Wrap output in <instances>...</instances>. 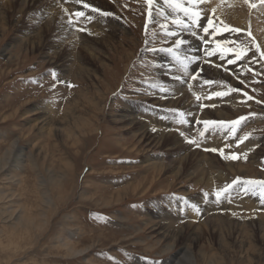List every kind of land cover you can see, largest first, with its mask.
I'll use <instances>...</instances> for the list:
<instances>
[{
	"label": "rangeland",
	"instance_id": "rangeland-1",
	"mask_svg": "<svg viewBox=\"0 0 264 264\" xmlns=\"http://www.w3.org/2000/svg\"><path fill=\"white\" fill-rule=\"evenodd\" d=\"M162 2L52 1L72 31L93 35L85 36L89 43L97 35L83 25L88 15H98L99 21L92 24L100 22V30L111 32L112 41L104 44L100 35L99 44L95 41L105 65L98 64L96 57L88 59L82 48L78 51L94 70L90 77L72 76L76 72L68 62L74 51L63 35L57 37L41 27V45L35 49L21 44L26 30L44 22L43 7L19 10L13 2L3 8L7 18L5 26L0 23V264H163L167 259L183 264L185 244L194 240L192 251L199 264H205L199 250L215 260L224 256L220 264H245L238 257L248 252L245 238L251 229L255 247L248 254L252 264H264V234L253 223L264 216V184L247 183L264 182V44L247 29L231 26L214 14L201 25V13L189 0ZM184 8L191 18L181 14ZM77 11L84 17L75 16ZM107 20L119 23L114 32ZM224 24L240 31L225 32ZM177 40L182 43L177 45ZM56 42L63 45L57 47ZM210 43L225 58L221 68L214 65L212 53L196 56L201 49L208 52L205 46ZM167 94L178 97L173 105L157 99ZM230 96L237 97L233 106L228 105ZM212 98L216 105L206 102ZM209 106L229 111L221 117L214 111L204 117L197 113ZM130 120L133 124H126ZM139 124L151 131L132 136ZM158 128L179 138L186 150L154 144ZM191 149L196 151L191 163L201 156L200 167L211 164L213 171L208 168L210 173L203 174L200 168L196 171L200 177H191L186 175L193 170L189 164L178 177L171 168L154 167ZM227 162L244 167L229 168ZM226 185L232 186L217 198L216 192ZM212 213L233 221L225 220L227 226L216 231L191 226L209 214L214 218ZM179 225L184 239L172 243L171 234Z\"/></svg>",
	"mask_w": 264,
	"mask_h": 264
},
{
	"label": "bare ground",
	"instance_id": "bare-ground-1",
	"mask_svg": "<svg viewBox=\"0 0 264 264\" xmlns=\"http://www.w3.org/2000/svg\"><path fill=\"white\" fill-rule=\"evenodd\" d=\"M52 1L53 0H5L4 1V4H0V23L3 25V26H5L6 24V15H7V11H4L3 10V8H6L7 9V6H9V3H13V2H17L18 3V8H19V10H22V9H24L25 8V6H27V8L29 7V9L31 8V6H35V5H39L40 7H43V9H42V12L40 13V15L42 16V18H45V20H44V22H42V24H40V25H38V27L37 28H34L33 26L31 27L32 28V30H26L25 31V33L23 34V36H22V41H20L21 42V44L22 45H24V44H29L28 46H29V48H37L39 45H41V41H42V37H41V34H40V29H41V27H46V29L53 35L55 32V36H57V37H60V36H62L63 35V37H64V40L63 41H67V43H69L72 47V50L74 51V53H73V55H71L70 56V58H71V60H70V62H68L70 65H69V68L71 67V69L72 70H74L76 73H74V74H72V76L73 77H77V76H82V74H84V76H86L85 74L87 73V76L88 77H90V73L89 72H94V70H91V68H90V62L84 57V56H81L80 54H79V49L80 48H82L85 52H86V56L88 57V59H91V58H98V64H101V65H105L104 64V62H103V60H104V56L101 54V52H102V50L101 49H99V47H97L96 46V44L95 43H97L98 42V40H96L97 38L96 37H98L99 38V35L100 36H102L103 37V41L102 42H104V44H106V41H108V39L109 40H111L112 41V34H111V32H105V30H103L104 31V33H102L103 31L102 30H100V27L98 26V24L100 23H98L97 25H94V24H96V22H98L99 21V17H98V15H96L97 16V18H95V16L94 15H88L87 17H85V18H83V20H82V22L84 21V23L85 24H83V25H85V26H88V27H91L92 29H91V31L93 32V34L95 33V35H97L95 38L93 37V38H90L93 42L92 43H89L88 41H86L84 38H85V36L86 37H88V36H93V35H89V33L88 34H83V35H81L80 34V32H76V31H72L69 27H68V25L65 23V20L63 19V15H62V13H61V11L60 10H58L57 8H55L53 5H52ZM75 1V0H74ZM89 2H91V0H88ZM189 2H190V5L191 6H193V8H195L194 6L196 5V8L195 9H197V10H199L200 11V13H201V22H202V24L201 25H205L206 23V21L209 19V17H208V15L209 14H214L215 16H218V18H220L222 21H224V22H226V23H228L229 25H231V26H234V27H238V28H244V29H247L249 32H250V34H252V37H254L255 38V40H257L260 44H262V46H263V44H264V0H189ZM61 2H59L58 3V5L60 4ZM62 3H63V0H62ZM67 3V2H66ZM69 3V2H68ZM67 3V4H68ZM71 3V2H70ZM84 3H86V2H84ZM159 3H161V4H164L163 2H162V0H159ZM27 4V5H26ZM56 4H57V2H56ZM72 4V3H71ZM75 4V3H74ZM165 4H167V3H165ZM37 5V6H38ZM57 5V6H58ZM70 5V4H69ZM188 5V4H187ZM75 6V5H74ZM36 7V6H35ZM59 7H61V4H60V6ZM65 8V7H64ZM26 9V8H25ZM75 9V8H74ZM27 10V9H26ZM72 10V9H71ZM78 10V9H77ZM28 11V10H27ZM67 11V10H66ZM169 11V10H168ZM25 12V11H24ZM71 12H73V11H71ZM179 12V11H178ZM24 14V13H23ZM69 14V13H68ZM75 14V13H74ZM181 14H183V15H188L190 18H191V15H189V13L187 12V13H184L183 11H182V13ZM67 15V14H66ZM69 16V15H68ZM76 16V15H75ZM193 16V15H192ZM71 17V16H70ZM81 17V16H80ZM84 17V16H83ZM174 17V16H173ZM75 18V17H74ZM182 18V17H181ZM212 18V17H211ZM82 19V18H81ZM30 20V19H29ZM33 20H37V17L36 18H34ZM33 20H32V22H33ZM110 20H112V19H110ZM132 20V19H131ZM197 20H199V18L197 17ZM106 21V20H105ZM116 21V20H115ZM93 22H95L94 24H92ZM107 22H108V20H107ZM117 22V21H116ZM116 22H113V21H110V22H108L107 24H108V26L107 27H109V28H111L112 30H113V32L115 31V27L116 26H118V24L119 23H116ZM103 24V23H102ZM106 24V23H105ZM2 25H1V27H2ZM122 25V24H121ZM95 26H98L99 27V29H98V27H95ZM100 26H101V24H100ZM88 27H86V28H88ZM95 27V28H94ZM106 27V26H105ZM104 27V28H105ZM202 27V26H201ZM207 27V26H206ZM73 28V27H72ZM103 28V29H104ZM2 29H4V28H2ZM107 29V28H106ZM118 29V28H117ZM87 30V29H86ZM119 30V29H118ZM127 30V29H126ZM176 30V29H175ZM47 31V32H48ZM79 31V30H78ZM102 31V32H101ZM110 31V30H109ZM117 31V30H116ZM195 31V30H194ZM118 32V31H117ZM120 32V31H119ZM183 32H185V31H183ZM202 32V31H201ZM249 32H248V34H249ZM116 33V32H115ZM114 33V34H115ZM124 33V32H123ZM121 34V33H120ZM125 34V33H124ZM126 34H128V33H126ZM207 34V33H206ZM225 34V36L227 35L226 33H223V35ZM79 35H81L80 36V38H83L81 41H80V38H79ZM176 35V34H175ZM186 35V34H185ZM230 35V34H229ZM124 36V35H123ZM179 36V35H178ZM115 37V36H114ZM175 37V36H174ZM211 37H212V34H211ZM223 37V36H222ZM79 38V39H78ZM229 38V37H228ZM62 39V38H61ZM76 41H75V40ZM206 39V38H205ZM59 40V39H58ZM226 40V39H225ZM232 40V39H231ZM231 40H229V41H231ZM95 41H97V42H95ZM221 41V40H220ZM252 41V40H251ZM224 42V41H223ZM109 43H111V42H108L107 44H109ZM47 44L48 43H46L45 42V44H44V47L46 48V46H47ZM58 45L57 47H60L61 45H63L61 42L60 43H58V42H56V43H54V45ZM98 44H99V42H98ZM103 44V43H102ZM196 44V46H198L197 45V43H195ZM204 44V43H203ZM51 45H52V43H51ZM54 45H52V47L54 46ZM76 45H79L80 47H78V49H77V46ZM261 46V47H262ZM51 47V46H50ZM56 47V48H57ZM204 47V46H203ZM106 48V47H105ZM202 48V47H201ZM205 48L206 49H208V52H206V53H204L203 51H202V49H201V52H199V53H197V55L196 56H200V54L201 55H203V56H206V54H211L210 56H213L215 59V62H214V65L217 67V68H221V66H224V60L223 59H225V58H223V57H221L220 56V54H218L217 52H216V49H215V45H214V43H210V44H207L206 46H205ZM263 48V47H262ZM196 49H197V47H196ZM76 50V51H75ZM100 52V53H99ZM100 56H102L103 57V59H101V58H99ZM202 56V57H203ZM202 57H199L200 58V60H202L201 58ZM145 58V57H144ZM197 60V59H196ZM201 62V61H200ZM202 62H205V61H202ZM208 62V61H207ZM207 62H205L206 64H207ZM210 63V62H209ZM76 64H78V65H76ZM194 64V63H193ZM211 65L213 64V62H211L210 63ZM74 65H76V67L74 66ZM200 65V64H199ZM208 66V65H207ZM163 68V67H162ZM177 68V67H176ZM203 68H204V66H203ZM209 68V67H208ZM208 68H207V70H208ZM223 68V67H222ZM228 68V67H227ZM179 69V68H178ZM203 70V69H202ZM220 70V69H219ZM210 71V70H209ZM218 70L216 69V71L215 72H217ZM230 71V70H229ZM201 72H203V71H201ZM206 72V71H205ZM207 73V72H206ZM96 74V73H95ZM234 74V73H233ZM184 75V74H183ZM225 75V74H224ZM83 76V77H84ZM86 76V77H87ZM179 76H181L180 74H179ZM227 76V75H226ZM236 77V76H235ZM199 80V79H198ZM197 80V81H198ZM201 80V79H200ZM177 86H179V84H177ZM193 88V87H192ZM184 89H182V88H180V90L178 91V92H181L182 93V91H183ZM205 90V89H204ZM213 91L215 90L214 89V87H213V89H212ZM212 91V92H213ZM173 93H176V92H173ZM172 93V94H173ZM174 96H178L177 94L175 95V94H173ZM183 95V94H182ZM210 95V94H209ZM170 97V96H168V94H167V96H158L157 97V99L159 100V102H162L163 103V101L165 102V103H167V105H168V103L169 104H174L176 101H177V99H178V97H180V96H178L177 98H175V97ZM185 96V95H184ZM184 96H182V98L184 97ZM205 96V95H204ZM212 97V96H211ZM174 98H175V100H174ZM216 98V97H215ZM156 99V98H155ZM180 99V98H179ZM187 99H189V98H187ZM221 99V98H220ZM220 99H219V101H220ZM225 99V98H224ZM223 99V100H224ZM162 100V101H161ZM207 101L206 102H208V103H211V106H213L216 102H215V100H213V98L210 100H208V99H206ZM222 100V99H221ZM229 101H228V105L230 104V105H232L233 106V104H234V101L236 102L237 101V97H235V96H230L229 97V99H228ZM227 101V100H226ZM195 102V101H194ZM200 102H201V100H200ZM225 102V101H224ZM224 102H223V105L225 106V104H224ZM185 103V102H184ZM186 103H187V101H186ZM185 103V104H186ZM226 103V102H225ZM198 105V104H197ZM201 105V104H200ZM204 105V104H203ZM210 105V104H209ZM216 105V104H215ZM226 105H227V103H226ZM211 106H209V108L208 109H203V110H200V111H198L197 110V113H199L200 115H202V117H204L205 115H208L209 113H212V111H214V112H216V115H218V116H223V114H224V111H229V109L227 108V107H222V108H215V110L214 109H211ZM232 106H229L230 107V109H231V107ZM197 107V106H196ZM199 107V106H198ZM197 107V108H198ZM215 107V106H214ZM200 108V107H199ZM202 109V108H201ZM223 109V110H222ZM126 111V110H125ZM128 112V111H127ZM125 113V112H124ZM147 112H145L144 114H143V116L146 114ZM191 113V112H190ZM148 114H149V112H148ZM128 115H131L130 113L128 114ZM153 116V115H152ZM149 117H150V114H149ZM126 118H128V117H126ZM134 118V117H133ZM158 118H161L160 116H158ZM163 118V117H162ZM70 120H75V118L74 117H72V118H69ZM69 119H67V121L69 122L70 120ZM125 119V118H124ZM157 118H154V120H156ZM164 119V118H163ZM153 120V119H152ZM154 120L152 121L153 123H154ZM65 121H66V119H65ZM133 122V120H130V122L128 121L126 124H131ZM137 122V121H136ZM86 123V122H85ZM150 124H151V122H149ZM163 123V122H162ZM70 124V123H69ZM133 124V123H132ZM137 124V123H136ZM198 124V123H197ZM154 125H155V123H154ZM208 125V124H207ZM152 126V125H151ZM164 126V125H163ZM166 126H168L167 124H166ZM203 126V125H202ZM205 127H207L206 125H204ZM203 126V127H204ZM141 127H143V129H141ZM162 127V126H161ZM165 127V126H164ZM170 127V126H169ZM204 127V128H205ZM208 127H210V126H208ZM80 128V127H79ZM87 128V127H86ZM166 128V127H165ZM158 129H161V128H158ZM199 129H201V128H199ZM206 129V128H205ZM141 130V131H140ZM163 129H161L160 130V132H158V133H154V137H153V139H155L156 141H154L155 143L154 144H156V143H159V142H164V143H167V144H172L173 146H174V149L176 150V151H185L186 149L182 146H180V144L178 143L179 141L177 140V139H179V138H177L175 135H173L172 133L171 134H169L168 132L167 133H165L166 131H168V130H163ZM75 131V130H74ZM73 131V132H74ZM138 131H140L139 133H138ZM149 131H151L150 129H148V126H145L144 124H142V125H140L139 124V127H138V129L135 131V133H133L132 134V136L134 135V136H139V135H146L147 133H149ZM205 131H208L207 129L205 130ZM153 132V131H152ZM151 132V133H152ZM157 132V131H156ZM172 132V131H171ZM211 132V131H210ZM68 133V132H67ZM185 133H187V132H185ZM226 133V132H225ZM175 134V133H174ZM223 134V133H222ZM224 135V134H223ZM152 136V135H151ZM239 137H240V135H238ZM257 136H259V135H257ZM142 137V136H141ZM218 137V136H217ZM228 137V136H227ZM144 138V137H143ZM146 138H148V137H146ZM252 138V137H251ZM250 138V141L252 142V143H254V144H257L258 143V140L256 141V140H253V139H251ZM151 139V138H150ZM259 139V138H258ZM215 140H217V139H215ZM221 140V139H220ZM226 140V139H225ZM181 141V140H180ZM225 142V141H224ZM223 141H222V143H224ZM166 144V146H168ZM227 144V143H226ZM160 145V144H159ZM184 148V149H183ZM172 149V148H171ZM170 152V151H169ZM200 152V151H199ZM196 153V151L195 150H192L191 149V151H189V152H187V153H183V155H181V156H179V157H177V158H175L174 160H171V161H169V162H167L166 164H163V162H162V164L160 165V164H158V163H155L156 165L154 166V167H158V168H160V169H167V168H171L172 170V173H174V175L175 176H178V177H180V175H181V170H183L186 166H188L189 164V168H192L193 170H192V172L191 173H189V174H186V175H188V176H195L196 175V171L197 170H199L200 168V170H199V172H202L203 174H205L207 171H209V169L210 170H212L213 171V166H211V164H208V166L206 165V167L205 168H203V166L202 167H200V163H202L201 162V160H200V158H201V156H199V157H197L198 159H196V161L194 162V163H191L192 162V157L194 156V155H196L195 154ZM11 154V153H10ZM204 154V153H203ZM206 154V153H205ZM180 155V154H179ZM208 155V154H207ZM210 155V154H209ZM252 156H254L252 159H254L255 158V154L254 153H252L251 154ZM198 156V155H197ZM205 156V155H204ZM213 157V156H212ZM203 158V157H202ZM258 158V157H257ZM160 159V158H159ZM210 159V158H209ZM212 159V158H211ZM251 159V160H252ZM218 161V160H217ZM254 161V160H253ZM159 162V161H158ZM209 162H210V160H209ZM215 162V161H214ZM218 163V162H217ZM176 164H178L176 167L174 166V165H176ZM207 164V163H206ZM234 164H236V166H237V168H243L244 166H241V164H239L238 162H227L226 163V165L230 168V167H232V166H234ZM216 165V164H215ZM162 166V167H161ZM164 166V167H163ZM218 167H220V166H218ZM209 168V169H208ZM186 169H187V167H186ZM217 169V168H216ZM219 169V168H218ZM217 169V170H218ZM247 169V168H246ZM216 170V171H217ZM220 170V169H219ZM218 170V171H219ZM222 170V169H221ZM238 170V169H237ZM206 171V172H205ZM211 171V172H212ZM223 171V170H222ZM234 171H235V169H234ZM239 171V170H238ZM199 172H198V175H196L197 177H200L199 176ZM244 172V171H243ZM209 173H210V171H209ZM214 173V172H213ZM220 173V176H221V178L223 177V175H221L223 172H218V174ZM226 174H227V172H225ZM230 173H231V171H230ZM214 174H216V173H214ZM211 175V174H210ZM213 176V175H212ZM227 176V175H226ZM210 177V176H209ZM175 178H177V177H175ZM218 178H219V176H218ZM224 179H225V174H224V177H223ZM212 179V178H211ZM220 179V178H219ZM226 179H227V177H226ZM196 180V179H195ZM211 181V180H210ZM135 189V188H134ZM117 191V190H116ZM122 191V190H121ZM245 193V192H244ZM116 196H117V200L119 201V192L117 191L116 192ZM244 195V194H243ZM253 195V194H252ZM264 195V194H263ZM245 196H247V199H249L250 197H248V195H244V197ZM233 198V197H232ZM225 199V198H224ZM246 199V198H245ZM232 201V200H231ZM245 201V200H244ZM257 201V200H256ZM215 203V202H214ZM230 203V202H229ZM249 202H247V204H248ZM106 204H108V203H106ZM109 205V204H108ZM251 205H252V203H251ZM223 206H221V208H222ZM226 207V206H225ZM248 207V206H247ZM260 207H262V206H260ZM204 208V207H203ZM222 209H224V208H222ZM217 211V210H216ZM229 211V210H228ZM230 212V211H229ZM252 212V211H251ZM254 213V212H253ZM174 214H175V218L176 217H178V214L176 213V212H174ZM198 214V213H197ZM208 214V213H207ZM213 214V213H212ZM231 214V213H230ZM261 214H264V213H261ZM202 215V214H201ZM239 215V214H238ZM242 215V214H241ZM180 216H182V215H180ZM213 216H214V218H212V215H207V217L206 218H204L198 225H196V227H194L193 225H191L194 229H196V230H198V229H201L200 227L202 226V227H204L206 230H210V231H216V230H214V229H219V228H222V227H225V226H227V224L229 223V222H226V221H233V220H231V219H229V218H227V216H224V217H221L220 215H214L213 214ZM173 218V217H172ZM194 218V217H193ZM245 218V217H244ZM226 220V221H225ZM188 222V221H187ZM242 222H244V221H242ZM253 223H255V225H256V227H257V229L258 230H260V231H262L263 233H261V236H263V234H264V216L263 215H259L258 217H257V219L255 220V221H253ZM191 224V222H189L188 223V225H190ZM253 226V225H252ZM183 226H181L180 227V225H179V227L176 229V231H175V233H172L171 234V242L173 243V242H175L176 240L177 241H179L180 239H181V237H182V228ZM241 227V226H240ZM249 227V226H248ZM239 228V227H238ZM253 228V227H252ZM163 229V228H162ZM229 229V228H228ZM241 229V228H240ZM244 229V228H243ZM243 229H242V231H243ZM158 230H160V229H158ZM192 230V229H191ZM155 231V230H154ZM168 231V230H167ZM171 231V230H170ZM170 231H168V232H170ZM186 231V230H185ZM220 231V230H219ZM225 231V230H224ZM251 231V233L249 234V236L247 237V238H245V242H247L246 244H247V250H248V252L245 254L246 256H244V255H242L241 257L239 256L238 257V259H240V260H242V262L243 263H245V264H252V257H250L249 256V250H254V247H255V243L253 244V242L251 241V234H253L254 233V230L253 229H251L250 230ZM157 232V231H156ZM162 232V231H161ZM173 232V231H172ZM198 233L197 234H200V232H202V230H199V231H197ZM227 233V232H226ZM243 233V232H242ZM170 234V233H169ZM185 234V233H184ZM228 234V233H227ZM231 234V233H230ZM163 235H165V234H163ZM164 237H166V236H164ZM224 237V236H223ZM249 237H250V239H249ZM194 238V237H193ZM193 238H191V240H190V242L193 240ZM197 238V237H196ZM225 238V237H224ZM264 238V237H263ZM165 239V238H164ZM182 239H184V237H182ZM253 239V238H252ZM241 240V243H242V238L240 239ZM195 240L194 241H192L191 243H188L187 245L185 244V247H184V252H183V254H182V256H181V258H183V260H184V263L183 264H199V260L198 259H196L198 256H195V254L193 253V248H194V245H195ZM228 242V241H227ZM185 243H187V242H185ZM184 244V243H183ZM221 244H222V242H221ZM225 244H227L226 242H225ZM173 245V244H172ZM223 246H224V244H222ZM221 245V246H222ZM228 245V244H227ZM231 245V244H230ZM220 246V245H219ZM166 247V246H165ZM170 248L172 247L171 245L169 246ZM169 247H168V249H169ZM227 246H225V248H226ZM220 248H222V247H220ZM224 248V247H223ZM230 248V247H229ZM167 249V248H166ZM226 250H228V249H226ZM231 249H229V251H230ZM201 253H204V255L203 256H201V258H202V260L205 262V264H220V261H224L225 260V258H223L222 256L221 257H217V260H215L213 257H212V255L211 254H208V253H206L205 254V252H202L201 250H199V252H198V254H201ZM225 253V252H224ZM214 255V254H213ZM217 255V254H216ZM230 255H232V254H230ZM215 256V255H214ZM181 258H177V259H181ZM227 259H233V257H231V258H227ZM178 261V260H177ZM171 260L170 259H167L166 261H164V263L163 264H171ZM179 263H180V260H179ZM181 264V263H180ZM230 264H232V262L230 263Z\"/></svg>",
	"mask_w": 264,
	"mask_h": 264
},
{
	"label": "snow or ice",
	"instance_id": "snow-or-ice-1",
	"mask_svg": "<svg viewBox=\"0 0 264 264\" xmlns=\"http://www.w3.org/2000/svg\"><path fill=\"white\" fill-rule=\"evenodd\" d=\"M75 2L80 3V2H82V0H75ZM148 2L151 3V0H148ZM84 7L87 8V7H89V5L85 3V4H84ZM92 10H93V11H96V9H92ZM182 10L185 11V12H188V9H187V8H184V9H182ZM75 15H76V16H84L85 14H84V12H82V11H77V12L75 13ZM104 15H108V14H107V13H104ZM193 23L195 24L196 21L193 20ZM209 23L211 24L212 21L209 20ZM204 31L207 32L208 29L205 28ZM223 31H225V32H239L240 30H239V29H235V28H230L228 25L224 24V25H223ZM193 35H195V32H193ZM181 43H182V41H179V40L176 41V44H177V45H179V44H181ZM225 43H228V41H225ZM257 50H259V49H257ZM240 57H241V53H237V59H240ZM232 62H233V61H229V63H232ZM193 79H195V77H193ZM205 83H211V81H205ZM215 95H223V93H215ZM196 98H197L198 100L200 99V97H198V96H197ZM171 111H175V110H171ZM181 115H183V113H181ZM240 119L243 120L244 117H241ZM205 123H211V122H209V121H205ZM233 123H238V121L233 122ZM211 151H217V150H216V149H211ZM231 158H232V159H236L237 157L233 156V157H231ZM232 183H233V184H236L237 181H233ZM247 183H261V184H264V182H256V181H248ZM231 186H232V185H226L224 189H221V190L217 191V192H216V196H217V198L220 197L221 192H226L229 188H231Z\"/></svg>",
	"mask_w": 264,
	"mask_h": 264
}]
</instances>
